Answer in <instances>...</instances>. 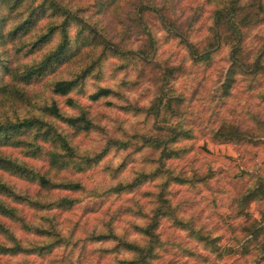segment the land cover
Returning <instances> with one entry per match:
<instances>
[{"label": "clouds", "instance_id": "obj_1", "mask_svg": "<svg viewBox=\"0 0 264 264\" xmlns=\"http://www.w3.org/2000/svg\"><path fill=\"white\" fill-rule=\"evenodd\" d=\"M0 264H264V0H0Z\"/></svg>", "mask_w": 264, "mask_h": 264}]
</instances>
